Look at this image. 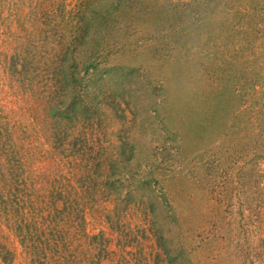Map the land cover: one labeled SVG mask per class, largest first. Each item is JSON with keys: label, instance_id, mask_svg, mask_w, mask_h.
I'll list each match as a JSON object with an SVG mask.
<instances>
[{"label": "rangeland", "instance_id": "obj_1", "mask_svg": "<svg viewBox=\"0 0 264 264\" xmlns=\"http://www.w3.org/2000/svg\"><path fill=\"white\" fill-rule=\"evenodd\" d=\"M254 64L264 0H0V109L36 129L39 177L58 147L78 169L59 188L100 196L102 264H264V146L236 95Z\"/></svg>", "mask_w": 264, "mask_h": 264}, {"label": "trees", "instance_id": "obj_2", "mask_svg": "<svg viewBox=\"0 0 264 264\" xmlns=\"http://www.w3.org/2000/svg\"><path fill=\"white\" fill-rule=\"evenodd\" d=\"M244 52L240 50V53ZM255 65H252V72L248 71V66L241 67L243 81L236 95L240 111L260 122L255 140L260 147L261 143L264 146V98L256 95L255 78L259 77L254 67L261 69ZM263 71L257 74L264 77ZM248 75L252 77L250 82L246 79ZM52 104L56 103H51L49 97L39 99L42 117L47 113L55 115L56 105ZM33 133L37 134V131L26 119L11 121L0 109V261L9 263L14 259L6 245L11 236L28 264H102L112 254L110 240L104 233L90 235L85 230L86 208L95 205L100 196L89 188L82 192L59 188L73 185L78 169L74 161L63 163L57 158L58 147L51 149V168L58 176L53 179H49L51 174L39 177L35 165L42 160L46 147L37 141L32 144ZM63 172L64 177H61ZM89 180L92 178L86 177V181ZM89 183H95L94 179ZM39 185L43 189L37 188ZM123 253L120 250V259H123Z\"/></svg>", "mask_w": 264, "mask_h": 264}]
</instances>
